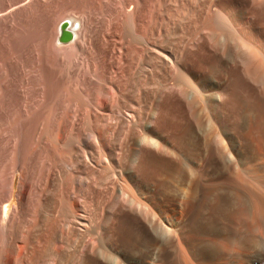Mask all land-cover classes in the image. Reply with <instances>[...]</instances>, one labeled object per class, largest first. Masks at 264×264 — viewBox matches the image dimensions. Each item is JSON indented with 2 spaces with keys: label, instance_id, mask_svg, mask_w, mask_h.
<instances>
[{
  "label": "bare ground",
  "instance_id": "obj_1",
  "mask_svg": "<svg viewBox=\"0 0 264 264\" xmlns=\"http://www.w3.org/2000/svg\"><path fill=\"white\" fill-rule=\"evenodd\" d=\"M232 1L202 0L201 3L208 15L214 4L221 9ZM152 2H78L81 15L79 12L78 18L66 16L62 20L68 23L71 41H58L60 21L54 43L62 46L78 36L81 38L80 42H74L76 53H72L74 44L72 48L69 46L70 56L74 54L70 62L67 59L63 64L62 58L59 63L56 61L61 62L63 75L72 76L69 86L62 85L55 72L47 71L54 61L49 57L51 54L44 53L43 59L51 61V65L44 64L49 68L40 76L38 87L24 89L27 81L35 83L37 79L33 81V76L24 79L27 75L23 77L20 73L9 45L4 64L7 86L1 89L0 96V125L12 123V133L9 136L0 133V149L5 153L9 150L12 160L8 166L3 165L7 166L5 188L1 186L3 181L0 184V264H139V258L152 264L147 260L155 254L149 249L151 239L166 244L169 231L165 221L152 215L145 201L150 185L163 179L162 172L169 163L165 158L171 154L164 141L166 130L162 132L158 128L161 110L168 96L175 94L186 101L193 121L198 120L194 109L198 106L200 89L193 85L190 76L203 74L205 68L191 61L192 46L185 48L181 41H169L165 34L158 41L152 39L153 31H159V20H154L155 25L152 21L155 8ZM239 11L233 18L235 26L238 22L243 24L248 16L246 9ZM159 12L155 13V19L164 14ZM232 32L223 35V42L231 43L229 50L250 80L263 81V65L254 63L259 43L245 54L242 43L247 32L242 26ZM215 89L219 92L217 86ZM213 97L211 101L217 105L221 97L217 94ZM159 130L158 139L152 138ZM15 173L20 176L16 206L2 223L1 212L12 198ZM209 199L202 197L196 201V216L189 226L193 237L201 241L203 234L211 231L209 246L216 256L251 250L246 264H264V229L255 226L257 214L249 213L243 203L234 206L227 215L228 234L224 238L225 234L216 233L212 222L219 209L227 211L228 200L222 198L220 206L212 208L213 214L202 219L203 205L210 207ZM183 257V264H189ZM239 260V264H245Z\"/></svg>",
  "mask_w": 264,
  "mask_h": 264
},
{
  "label": "rangeland",
  "instance_id": "obj_2",
  "mask_svg": "<svg viewBox=\"0 0 264 264\" xmlns=\"http://www.w3.org/2000/svg\"><path fill=\"white\" fill-rule=\"evenodd\" d=\"M28 1L0 0V92L7 86L5 82L7 70L4 64L8 57L6 54L9 45L11 49L13 48L14 59L17 58L18 60H15V62H18L16 64L20 68V73L23 77L27 75L24 79H28L29 76L32 78L33 76V81H36V79L38 81L35 83H32L30 80L27 81L23 85L24 89L32 87V85L39 86L41 82L40 76L49 68V66L45 65L46 68L44 64L48 62L47 65H49L51 61H54V64L47 71L55 72L56 77L59 75L57 78L62 79V85H66L67 83L68 85L66 86H69L72 81L71 75H67L68 78L66 75H63V70H60L62 69L60 67L61 62L60 64L58 63L60 58L63 59H61L62 63H65L71 59V56L72 58L74 57V54L70 56V52L72 51L70 49L72 48L71 45L73 43L74 45L72 46L75 49L74 42L78 40L80 42L81 38L78 36L72 43L62 46H56L54 43L57 37L59 22L66 16L78 18L81 15V9L78 7L80 0ZM201 1L155 0L154 2L153 0L152 2L154 4L152 7L154 6L155 8H153L156 11L153 9L152 21L154 22L155 20L157 22L159 20L157 22L159 31H153L152 39L158 41L160 38L168 37L169 41H181L185 48L192 46L191 53H193V58L191 61L205 68L203 74L190 76L191 80H193V85L200 89H197L199 96L197 97L198 104L196 106H198L194 109V112L198 114V120L193 121L190 117L186 101L183 98L181 100L178 95L172 94L168 96L162 106L158 128L160 130L162 128V132L166 130L164 141H166V147L171 154L170 156L168 155L169 157L165 155V159L169 163L165 164L166 170L162 172L163 179L157 180L150 185L148 191L150 195H145V201L150 206V210L152 209L151 214L157 215L159 219L161 218L165 221L169 236L166 244H162L161 242L157 244L156 240L154 242V239H151L152 245H150L149 249L150 252L153 250L152 253L155 254L147 260L152 264H183V260L181 259L184 258L183 256L186 257V262L189 264H234V262L235 264H239V259H237L239 257H241L239 261L247 263L251 250L248 253L241 250L239 254H230V257L227 256L228 253L216 256L212 247L209 246L211 231L205 232L204 234L206 235L203 234L204 238H201V241L193 237L189 226L196 216L197 210L194 209L197 205L196 201L201 200L202 197L206 199L210 197L209 201L207 200L210 207L203 205L202 219L203 217L208 219L213 214L214 209L212 208L220 206V203L223 201L221 200L222 198L228 200L227 211L224 208L219 209L215 214V217H217L215 222H212L214 223V227H216L215 229H217L216 233L225 234L224 238L228 234L227 215L239 203H243L249 213L251 211L257 214L256 221L258 224L255 226H260L262 230L264 229V80L261 82L250 80L246 76L245 71H242L243 68L239 66L235 54L229 50L231 43H224L222 39L223 35H227V33L232 31L236 32L242 26L247 32L246 39L242 43L246 47L245 54L247 50L249 52V48L256 49L259 43V49L257 48L256 50L258 58L254 63L257 64L259 62L264 67V46H262L264 44L262 41L264 40V0H234L229 4H223L225 6L221 9L217 8L214 4L210 9V16L203 10L204 7H202ZM16 4H19V6ZM161 4L163 9H161ZM156 7H160L159 10ZM240 8L246 9L248 16L245 18L243 24L238 22L235 26L233 18L239 14ZM159 11L162 14L164 12V14L155 19V13ZM162 16L163 19L161 20ZM9 18L11 19L10 21ZM5 21L7 23L10 22V24L6 25ZM152 21L151 23H153ZM155 22L153 23L154 25ZM232 26L237 28L234 27V30ZM233 32L232 34H234ZM194 43L197 44L195 45ZM47 49L48 51L50 49L49 52H52H47ZM61 50L65 52L62 53ZM74 51L72 53H76V49ZM44 53L48 54V56L51 54L49 56L52 57L50 58V62L43 59L46 55ZM57 55H60V57ZM64 55L65 58H63ZM57 57L59 58L57 59ZM38 72L41 73L38 74ZM59 73L62 74V77ZM69 77L71 81H68ZM64 79L66 82L63 81ZM26 85L28 86L26 87ZM216 86L219 92L216 91ZM216 94L221 97L217 105L214 101H211ZM1 95L2 92L0 93ZM201 103H204V106ZM218 109H221V114H219ZM9 124L11 125L12 123L7 122L0 125L1 135H11L9 133H12V125L9 126ZM160 130L151 137L158 139L161 134ZM0 150L2 151L0 155H3L2 157L0 156V184L3 181L1 184L3 187V183L5 182L4 167L6 168L10 164L12 156L8 153L10 152L9 150L7 151L8 154L5 151L3 152L2 149ZM172 154H174V158ZM19 179V174L15 173L12 184V198L4 204V210L1 212V218L4 220L2 223H5L11 210L16 206V192ZM196 189H199V191ZM197 217H200V215ZM158 218H155L156 222ZM202 224L203 226L205 225L203 222ZM206 228L208 229L207 226ZM208 241L209 244H207ZM162 258L165 259V263H163ZM138 263L146 264L145 260L141 258L138 259Z\"/></svg>",
  "mask_w": 264,
  "mask_h": 264
},
{
  "label": "water",
  "instance_id": "obj_3",
  "mask_svg": "<svg viewBox=\"0 0 264 264\" xmlns=\"http://www.w3.org/2000/svg\"><path fill=\"white\" fill-rule=\"evenodd\" d=\"M67 28H68L67 21H62L59 24L58 41L60 43H67V42L71 41V39H72V34L67 30Z\"/></svg>",
  "mask_w": 264,
  "mask_h": 264
}]
</instances>
